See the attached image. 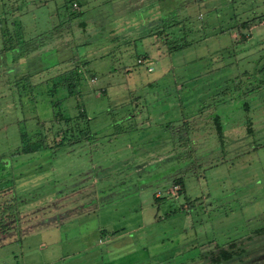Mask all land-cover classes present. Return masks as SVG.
Returning a JSON list of instances; mask_svg holds the SVG:
<instances>
[{
  "label": "rangeland",
  "instance_id": "obj_1",
  "mask_svg": "<svg viewBox=\"0 0 264 264\" xmlns=\"http://www.w3.org/2000/svg\"><path fill=\"white\" fill-rule=\"evenodd\" d=\"M263 15L0 0V264H264Z\"/></svg>",
  "mask_w": 264,
  "mask_h": 264
},
{
  "label": "trees",
  "instance_id": "obj_2",
  "mask_svg": "<svg viewBox=\"0 0 264 264\" xmlns=\"http://www.w3.org/2000/svg\"><path fill=\"white\" fill-rule=\"evenodd\" d=\"M262 18H264V15ZM241 26L246 27L248 26V24L242 23ZM176 49L177 48H174V50ZM80 80L81 78L78 75V73L75 72V70L68 71L65 73V79L63 81V86L67 90L69 95L72 96L75 94L76 87L80 83ZM78 118H82V119L85 118L84 112H80V115L78 116ZM24 139L25 138L21 136V140L23 144L21 152L24 154L38 152L44 148L39 141L38 142H32V141L26 142L27 140H24ZM65 140L66 138L62 136V139L59 145L63 146ZM175 184L176 185L174 186L179 188L178 193L181 192L182 185H181L180 179H177L175 181ZM17 221H18V218L16 214H14L13 211H11L10 205L0 206V235L7 234L8 232H10V230L16 229L15 227H16ZM224 258L228 260L230 259V256L225 253Z\"/></svg>",
  "mask_w": 264,
  "mask_h": 264
},
{
  "label": "built area",
  "instance_id": "obj_3",
  "mask_svg": "<svg viewBox=\"0 0 264 264\" xmlns=\"http://www.w3.org/2000/svg\"><path fill=\"white\" fill-rule=\"evenodd\" d=\"M74 6L76 7V4H74ZM261 25H263L264 26V18H262V20H261ZM144 61L143 60H138V63H143ZM147 64H149V62H146ZM151 69H148V71H150Z\"/></svg>",
  "mask_w": 264,
  "mask_h": 264
}]
</instances>
